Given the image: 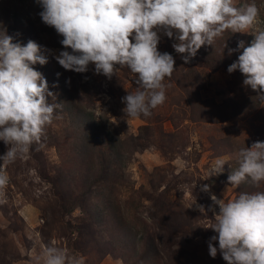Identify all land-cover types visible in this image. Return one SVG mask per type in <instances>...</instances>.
<instances>
[{
	"label": "rangeland",
	"instance_id": "obj_1",
	"mask_svg": "<svg viewBox=\"0 0 264 264\" xmlns=\"http://www.w3.org/2000/svg\"><path fill=\"white\" fill-rule=\"evenodd\" d=\"M234 2L239 7L251 0ZM255 3L258 27H264V0ZM41 11L35 0H0V33L50 50L48 63L33 67L56 96L49 101L61 104L42 143L6 168L0 264H36L49 245L82 264H227L219 252L215 258L208 252L210 237L217 235L207 211L211 195L226 203L242 192H264V181L228 182L239 150L264 142V102L243 85L239 70L227 71L243 51L229 55V49L239 41L250 46L254 36L226 31L184 63L172 47L176 41L159 33L158 51L175 60V71L163 82L166 100L150 116L130 118L122 98L137 90L136 74L118 67L109 79L95 74L92 64L85 73L65 70L55 59L65 50L62 37L42 22ZM63 79L70 87H63ZM105 121L125 142V160L111 171L110 183L100 179L88 186L87 166L94 162L91 179L102 157L96 123ZM6 151L0 141V156ZM217 159L226 163L215 174ZM205 184L209 192L201 191ZM213 244L218 248V241Z\"/></svg>",
	"mask_w": 264,
	"mask_h": 264
},
{
	"label": "clouds",
	"instance_id": "obj_2",
	"mask_svg": "<svg viewBox=\"0 0 264 264\" xmlns=\"http://www.w3.org/2000/svg\"><path fill=\"white\" fill-rule=\"evenodd\" d=\"M42 8V22L62 37L61 51L55 59L65 70L85 73L90 64L95 74L109 79L118 67L136 74L137 90L122 98L123 112L130 118L148 117L152 109L166 100L165 78L175 71L174 57L158 51L163 32L184 63H189L204 45H213L224 32L250 33V46L242 49L237 61L228 66L229 74L239 70L243 85L259 93L264 102V27H258L260 9L251 0L236 6L234 0H35ZM70 49L71 51H68ZM50 52L33 40L14 42L6 31L0 33V141L7 151L0 156V194L9 183L6 168L23 158L32 145L41 144L60 103H51L44 75L34 65H45ZM59 75V74H57ZM54 87L57 85H53ZM223 159H217L215 174L223 172ZM213 175V174H211ZM209 175V176H211ZM264 181V142L238 152V168L231 170L228 182L239 186L246 180ZM201 191L209 192L205 184ZM207 211L213 214L208 252H219L227 264H264V192H242L224 202L211 195ZM219 206L216 211L215 206ZM202 213L203 205H196ZM218 241V248L213 242ZM36 264H82L63 248L46 246Z\"/></svg>",
	"mask_w": 264,
	"mask_h": 264
},
{
	"label": "trees",
	"instance_id": "obj_3",
	"mask_svg": "<svg viewBox=\"0 0 264 264\" xmlns=\"http://www.w3.org/2000/svg\"><path fill=\"white\" fill-rule=\"evenodd\" d=\"M0 25H2L1 20H0ZM61 82H62L63 87H66V86L70 87V85L68 84L69 81H67L66 79H63ZM69 90L70 88H68V91ZM96 127H97V130L99 131L98 138L102 145L100 146L102 157H100V161H99L100 168L98 167L96 176L92 177L91 179H90V171L92 167L94 166V162L89 163L87 166L86 171H87L88 176L86 179L87 181L86 185L89 181H91L88 186H90L91 183H93L94 185L95 184L97 185L100 179H102L106 183H110L112 179V174H113V172L111 171H115V166L117 164L122 163L123 165L124 160H125V155H126L125 142H123L120 139L119 135L114 130V126L111 123L107 121H105V123L98 122L96 123Z\"/></svg>",
	"mask_w": 264,
	"mask_h": 264
}]
</instances>
